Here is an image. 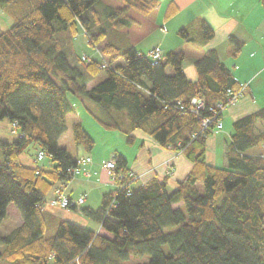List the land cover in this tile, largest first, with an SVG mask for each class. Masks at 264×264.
I'll return each mask as SVG.
<instances>
[{
    "label": "trees",
    "instance_id": "trees-1",
    "mask_svg": "<svg viewBox=\"0 0 264 264\" xmlns=\"http://www.w3.org/2000/svg\"><path fill=\"white\" fill-rule=\"evenodd\" d=\"M118 1L121 7L106 0H0L14 20L8 30L0 28V121L9 122L14 136L0 138V226L10 204L23 219L0 234V264H126L143 257L148 263L139 264H264V155L250 153L264 146V108L233 123L227 165L210 164L209 138L246 87L216 50L195 60L193 81L183 51L162 52L157 61L138 51L128 30L141 19L132 13L147 18L161 2ZM178 11L171 3L166 20ZM80 33L97 58L78 55ZM177 35L205 45L215 31L198 19ZM228 42L237 58L245 42L234 35ZM74 98L104 130L125 135L128 145L140 132L183 155L189 173L175 189L158 177L137 185L118 156L117 189L103 196L100 208H69L98 222L102 232L60 220L44 206L53 190L74 179L70 170L81 158L59 145ZM194 98L204 102L202 110L191 104ZM72 135L76 146L93 151L95 140L81 123L73 124ZM33 145L45 159L24 165L21 157Z\"/></svg>",
    "mask_w": 264,
    "mask_h": 264
},
{
    "label": "crops",
    "instance_id": "crops-1",
    "mask_svg": "<svg viewBox=\"0 0 264 264\" xmlns=\"http://www.w3.org/2000/svg\"><path fill=\"white\" fill-rule=\"evenodd\" d=\"M160 2L157 12L161 10V15L164 14L163 19L169 28L176 27L180 30L198 19H204L214 29L215 38L204 45L199 42L178 41L175 37L165 35V37L159 38V42H155L153 47H149V52L155 48L161 49L163 53L183 51L187 57V52L191 48L192 57L189 59L188 64H185V60L184 68L187 77L193 81L196 79L195 60L202 58L210 50H216L224 63L232 70L236 79L246 87L244 98L233 105L226 116L223 114V119L225 120L228 117L234 123L237 119L264 108V9L260 0H160ZM171 3L175 4L179 11L174 17L166 20L165 13ZM131 32L132 28L128 30L132 45L138 51L144 53L140 50L141 48H138L140 44L131 37ZM232 35L245 42V46L237 58L231 56L232 48L228 40ZM223 53L225 56H222ZM73 101L75 111L68 114L67 122L69 115H72L75 118V123H81L85 128L82 122V118L85 116L77 109L79 103ZM72 126H68L67 131H72ZM93 126L97 128L95 125ZM225 127L226 123H223L222 130L209 138L207 161L212 165H216V155L212 154L210 157V147H213L214 151L217 152L219 145L222 152V161L224 166L227 165V145L230 139L229 141L224 139L219 142L218 138L219 134L225 135V133L231 138L232 133L225 132ZM85 130L90 134L89 130L86 128ZM111 134L115 139L120 140L122 138L115 135L118 132ZM127 147L128 149L122 150L111 146L110 156L106 157L92 152L87 154L82 147L75 145L76 156L74 158L88 156L92 159V162L80 166L79 173L74 179L64 186L60 185V187L73 201L84 194L87 195L82 210L85 208L97 210L102 204L103 196L117 189V184L110 178L104 167L105 163L111 159L123 156L127 161L130 174L134 175L137 180V185H144L154 177H158L159 179H167L169 187L175 189L177 183L183 180L191 169L190 163L183 155L160 148L154 141L140 132L136 133L135 144L131 147L127 145ZM263 149L264 146L260 151L257 152L254 149L250 153L252 155H264ZM67 150L69 151L68 148ZM36 159L37 154L35 163L30 164V159L27 161L25 159L26 162H23V164L25 163L24 165L27 166L40 165L36 162ZM54 196L55 190L49 194L44 207L56 217L96 232H102L101 225L86 218L81 211L50 207L49 202Z\"/></svg>",
    "mask_w": 264,
    "mask_h": 264
},
{
    "label": "rangeland",
    "instance_id": "rangeland-1",
    "mask_svg": "<svg viewBox=\"0 0 264 264\" xmlns=\"http://www.w3.org/2000/svg\"><path fill=\"white\" fill-rule=\"evenodd\" d=\"M106 3H109L110 5H113L115 7H121L122 6L118 0H106ZM161 13H162L161 10L159 12H157V10H156L151 16H149L147 18H143L142 16H139L135 13H132L134 16L141 19V24L136 25L132 28L131 37L134 39V41H137L138 44H140L138 48L139 49L141 48L140 50L143 51L145 54L149 53V47L150 46L153 47L154 46L153 44L155 42H159V38L161 39L162 37H165V35H168L170 37H175V39H177L178 41H183L177 35V32L179 29H176V27H174L172 29L169 28L168 24H165V21L163 19L164 14L161 15ZM13 24H14V20L10 16H8L0 8V28L3 31H6L9 28H11L13 26ZM190 49L187 52L185 64H188V62L190 61L189 59L192 57V53H191ZM76 51H77L78 55L86 54L87 56H89L91 58L92 57L97 58L95 49L92 46H88L87 40H86L85 36H83L82 33H80L78 38H77ZM222 56H225L224 53L222 54ZM117 62L121 63L123 61L118 60ZM105 77H106L105 72L101 73L97 77L95 84L99 83ZM74 100L77 103H79L77 109H79L81 114L83 116H85L82 118L83 119L82 122H83L85 128L87 130H89L90 134L96 140V145H95L92 153H98L102 156L105 155L106 157L107 156L109 157L110 156L109 152H110L111 146H112V148H116V149H120V148L122 150L128 149L127 138L125 137V135L118 133L115 135H117V137H122V138L120 140L113 138V136H111L113 134H111V133H114V132L110 133V132H107L106 130H104L100 126V124L97 121H95L89 115V113L85 109L82 101L79 98H74ZM232 107H233V105L224 111L225 116L228 114V112L231 110ZM75 122L76 121H75L74 116L69 115L68 123H67L68 126L71 127L72 124H74ZM222 122L226 123L225 132L229 131L230 133H233V122L228 117H226L225 120L222 118ZM93 125H95L97 128H94ZM10 129H11V127H10V124L8 121H6V120L0 121V138L6 139V140L7 139L8 140L14 139V136H11L9 134ZM99 131H101V132H99ZM104 135H107V136L104 137ZM218 138H219V142H222L224 139L229 141V139H230V137L227 135V133H225V135L219 134ZM59 145L61 147L66 148V149L68 148L69 151L68 150L67 151L71 154V156H73V157L76 156V150H75L76 148L74 145L73 135H72L71 130L67 131V133L62 137V139L59 141ZM128 146H130V145H128ZM260 149H262V146L255 148V150L257 152L260 151ZM37 153H38V147H36L34 145L31 146L29 148L28 152L21 157V162L23 163V162H26L27 160L30 159V161H31L30 164H33V162L35 163V156ZM210 153H211L210 157L212 154L216 155V166L224 167V163L222 161V152L220 149V145H219V149L217 152L214 151L213 147H210ZM25 159H26V161H25ZM44 164L45 165L49 164V162L46 161ZM22 222H23V219H22V215H21L20 211L18 210V208L16 207L15 204H10L8 209H7V217L3 221L2 225L0 226V234L1 235H7L11 231H13L15 228L20 226L22 224ZM148 261H149L148 257L132 258V260L126 264L148 263Z\"/></svg>",
    "mask_w": 264,
    "mask_h": 264
},
{
    "label": "built area",
    "instance_id": "built-area-1",
    "mask_svg": "<svg viewBox=\"0 0 264 264\" xmlns=\"http://www.w3.org/2000/svg\"><path fill=\"white\" fill-rule=\"evenodd\" d=\"M150 56L153 58L154 61L159 60L162 57V51L159 48H156L152 51L149 52ZM240 98V95H236L234 96L231 100L230 103L232 105L236 104V102L238 101V99ZM191 104L195 107L196 111L202 110L205 107V104L203 101L194 98L191 101ZM208 120H205L203 123L204 125L208 124ZM223 128L222 123H220L217 126L218 130H221ZM14 134V132L12 133ZM38 161L39 162H43L45 159V154L43 152H40L38 154ZM92 162V159L90 157H81L78 160V166L76 169H72L70 170L71 173L73 174V176L75 177L78 173H79V167L89 164ZM105 169L108 172V175L110 176V178L115 182V178H116V161L115 159H111L109 161H107L104 165ZM86 194L82 195L81 197H79L76 201H73L70 199V197L66 194V192L64 191V189L61 188H57L55 190V196L54 198L49 202V206L50 207H59L61 209H69L71 206H76L78 208H81L86 201Z\"/></svg>",
    "mask_w": 264,
    "mask_h": 264
}]
</instances>
